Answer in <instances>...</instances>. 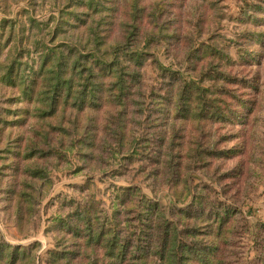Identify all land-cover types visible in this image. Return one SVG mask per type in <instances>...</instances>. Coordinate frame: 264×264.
<instances>
[{
	"label": "rangeland",
	"instance_id": "obj_1",
	"mask_svg": "<svg viewBox=\"0 0 264 264\" xmlns=\"http://www.w3.org/2000/svg\"><path fill=\"white\" fill-rule=\"evenodd\" d=\"M120 41L150 53L146 96L126 104L150 105L154 120L135 128L145 135L134 153L113 139L104 164L85 153L114 102L76 110L63 89L50 111L40 85L62 59L61 74L80 88L78 53L89 54L88 66ZM179 78L192 84L194 107L205 88L207 114H177ZM153 132L158 161L143 152ZM115 210L132 236L138 218L174 212V226L187 230L185 264H264V0H0V264H119L109 236L88 242L85 221H104L108 235Z\"/></svg>",
	"mask_w": 264,
	"mask_h": 264
},
{
	"label": "trees",
	"instance_id": "obj_2",
	"mask_svg": "<svg viewBox=\"0 0 264 264\" xmlns=\"http://www.w3.org/2000/svg\"><path fill=\"white\" fill-rule=\"evenodd\" d=\"M124 40L127 41L130 39L129 37H124ZM136 44L137 42L134 43L133 47L130 49L127 48L128 45H125L123 41H120L117 46L113 48L110 55H106V58L98 57L96 54L92 53L90 57L94 60L92 59L88 66L83 63V61L89 56V54L78 53L79 61L83 65L80 74L84 79V83L80 88L73 87V74L68 73L64 76L61 74L64 67L62 59H60L59 64H55L54 62L55 65L52 64L53 66L51 65V67H47V64H44V67H47L48 72L51 74L48 75L51 80L44 82V77L43 83L40 85V90L45 94L42 103L47 110L51 111L54 108H57L58 103L56 100L61 95L63 89H65V95L63 97L66 104L68 106H71L70 103L73 104L74 106H71L70 108H75L76 110H81L85 105L89 104L92 106L97 104L99 106L103 101L107 102V104L110 100L114 102L116 107L114 113H111L110 111L113 109H105L111 113V117L110 121L105 122L101 128L100 139H98L96 143L92 142V150L85 153L87 157L95 156L96 161H99L100 163L103 162L105 164L109 159V153L113 151L112 154H114V150H117L115 147L110 146L113 145L112 140H115L116 138L117 142L115 144L120 151L128 149L130 152L134 153V150L139 145V139L143 138L145 135L143 133L137 135V133L134 132L136 130L135 128H137L138 125H144V128L150 126L154 120L152 115L154 109H152L150 105L143 106L144 104L141 103L140 107H132L129 109L126 104L127 101H135L137 96L141 94L143 81L141 76L142 67L147 60L146 58L150 56V53ZM95 48L98 49L97 46ZM47 56V54L43 55L44 59L42 63H45ZM123 57L127 60V64L122 61ZM107 69L108 71H106ZM104 71L107 76L106 78H109V85L107 87H103V85H106L103 81L102 72ZM160 71L162 74H172V72H174L165 66H161ZM84 72H87V74L83 75ZM191 88L192 84L188 81L183 83L181 78H179L177 92L175 93L176 112L177 114H180L181 117H185L186 113L190 114L192 112L196 113L198 116H204L208 112V108L204 104L205 99L202 97L205 88L197 87V91H195V94L198 96L200 95L196 107L192 106V103L189 101L192 94H194L192 93ZM141 95H143V97L146 96L145 93ZM48 97H50V99H48ZM117 107H119V109H117ZM129 111L132 113L131 130L128 129V121L130 117ZM55 130L60 137L64 138L65 132L58 131L57 129ZM152 134L154 135L153 138L143 139V141L147 142L143 152H145L144 154L146 158L158 161V157L161 154V151L157 146L159 139L155 132ZM86 136L83 135L82 138H85ZM41 138H43V140H48L47 143H49L47 136ZM160 138L166 137L162 135ZM77 142L78 146L82 147L81 139ZM173 152L174 150L169 142L167 154L170 161L173 159ZM132 155L133 154H129V156ZM151 207H153V212H160V208L159 206H156V204H153ZM124 212H128V210ZM120 215H122V211L115 210L109 218L113 230H111V233L108 235L105 230L104 221H98L97 225L94 227V224L91 226V222L93 221L89 216L85 219L88 226L87 233L90 235L87 237L88 242L93 241L91 238L96 240L104 235L109 236V240L106 242L109 246L107 252H110L109 255L113 258L114 263L159 264V262H162V264H185L181 251H183L185 242L187 241L185 239V232L187 230H177L174 226V221L171 220L174 212L171 213L170 218L160 215L157 220L155 219V222L154 219L151 218H138V226L141 231L134 236H132L127 227L123 225V221H120ZM68 222H70L68 228H71V225L73 227L72 222ZM181 233L185 237L182 236L180 238L179 235ZM109 241L111 242L109 243ZM145 253L149 255L152 253V258L148 257L150 263H146V260L143 259V257H147L145 255L143 256ZM96 263L102 264L100 262Z\"/></svg>",
	"mask_w": 264,
	"mask_h": 264
}]
</instances>
